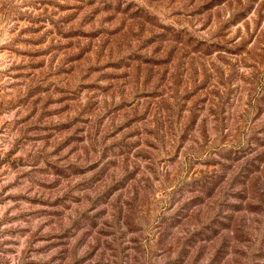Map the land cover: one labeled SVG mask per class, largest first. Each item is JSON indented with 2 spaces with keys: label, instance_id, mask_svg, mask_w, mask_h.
<instances>
[{
  "label": "rangeland",
  "instance_id": "rangeland-1",
  "mask_svg": "<svg viewBox=\"0 0 264 264\" xmlns=\"http://www.w3.org/2000/svg\"><path fill=\"white\" fill-rule=\"evenodd\" d=\"M0 264H264V0H0Z\"/></svg>",
  "mask_w": 264,
  "mask_h": 264
}]
</instances>
